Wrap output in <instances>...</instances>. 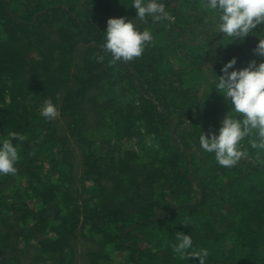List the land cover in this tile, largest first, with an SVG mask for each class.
<instances>
[{
	"label": "trees",
	"instance_id": "16d2710c",
	"mask_svg": "<svg viewBox=\"0 0 264 264\" xmlns=\"http://www.w3.org/2000/svg\"><path fill=\"white\" fill-rule=\"evenodd\" d=\"M158 2L169 16L142 22L132 0H0V139L24 137L0 175V264H199L181 233L205 264H264V149L253 133L223 167L199 144L235 118L217 75L260 62L264 25L231 41L204 0ZM110 17L151 31L140 57L112 63Z\"/></svg>",
	"mask_w": 264,
	"mask_h": 264
},
{
	"label": "clouds",
	"instance_id": "9594fccd",
	"mask_svg": "<svg viewBox=\"0 0 264 264\" xmlns=\"http://www.w3.org/2000/svg\"><path fill=\"white\" fill-rule=\"evenodd\" d=\"M131 6L136 10L135 17L147 22L166 19L169 13L165 5L158 0H132ZM201 7L218 15V32L231 38V41H242L258 25H264V0H204ZM153 40L151 31L145 28L138 30L132 20L125 17H110L106 22L102 48L112 57V63L131 61L143 54L145 46ZM253 53L260 57V62L250 60L247 66L237 69L236 57L224 62L220 75L215 82L216 92L221 94L225 103L230 105L218 129L209 128L207 134L201 132L200 147L207 153H213L217 163L223 167H232L245 154L239 145L255 133L258 138L251 141L253 148L264 149V39L259 38ZM55 105L46 100L40 115L46 119L57 116ZM9 138L0 139V175L15 174L14 167L19 159L18 147L13 140L23 141L24 137L17 132H10ZM172 245L173 251L185 258H198L199 264H205L207 249L195 250L189 234L181 233Z\"/></svg>",
	"mask_w": 264,
	"mask_h": 264
},
{
	"label": "rangeland",
	"instance_id": "374dc122",
	"mask_svg": "<svg viewBox=\"0 0 264 264\" xmlns=\"http://www.w3.org/2000/svg\"><path fill=\"white\" fill-rule=\"evenodd\" d=\"M113 256H115V254H113ZM121 259H122V256H119V257H117V262H112L110 264H118Z\"/></svg>",
	"mask_w": 264,
	"mask_h": 264
}]
</instances>
